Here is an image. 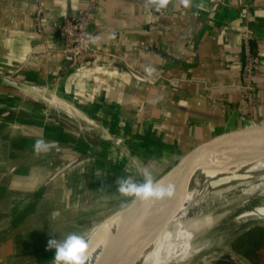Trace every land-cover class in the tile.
I'll list each match as a JSON object with an SVG mask.
<instances>
[{"label": "crops", "instance_id": "1", "mask_svg": "<svg viewBox=\"0 0 264 264\" xmlns=\"http://www.w3.org/2000/svg\"><path fill=\"white\" fill-rule=\"evenodd\" d=\"M90 2L0 0V74L56 84L54 92L0 84V264L52 263L50 239L83 234L79 223L131 199L118 193L117 180L138 178V158L109 137L96 150L50 122L46 106L61 111L45 96L67 100L82 117H100L105 128L111 120L169 164L219 134L264 122V0H191L188 8L170 0L165 14L149 0H95L90 27L101 37L99 53L72 66L57 26ZM38 4L45 9L41 34L33 22ZM247 23L261 59L255 106L240 89ZM148 66L156 69L151 78ZM38 138L55 144L37 154Z\"/></svg>", "mask_w": 264, "mask_h": 264}, {"label": "bare ground", "instance_id": "2", "mask_svg": "<svg viewBox=\"0 0 264 264\" xmlns=\"http://www.w3.org/2000/svg\"><path fill=\"white\" fill-rule=\"evenodd\" d=\"M44 99L49 105L69 116L82 118L93 126L99 127L101 133L106 136L115 133L112 126L109 129L105 128L103 124L94 122L91 119L93 117L88 114H83L82 117L79 110H76L75 106L67 100L55 96H45ZM52 114L54 113L52 112ZM219 162L216 159L209 166H198L189 175L187 172L182 173L181 184L176 196L171 201L161 200L157 201L155 206L144 204L137 208L138 219L136 222H138V226L143 227L139 232L138 244L128 255L129 258L133 257L132 264H194L201 262L211 264L209 260L220 254L222 248L221 233L214 226L216 218H218V214L223 215L226 209L231 210L233 202H230L227 207L225 206L224 210H214L215 213L203 211L201 207L203 203L210 201L214 204L210 209L213 210L216 207V201L223 199L225 195L232 193L235 189L241 190L236 205L248 199L249 196L259 194L261 197L257 203L237 214L234 220L237 222L264 220V158L241 167H239V162H236L223 166L212 173L205 171L208 167L210 168L208 170L213 169V166ZM236 168L239 169V175L237 172L236 177L233 178L230 172ZM218 184L221 185L218 186ZM149 207L153 210L152 213L143 214L142 212ZM197 207H199L198 211H193ZM249 210H252V213L247 215ZM231 221L233 222V218ZM116 225L117 223L110 224L105 229V239L114 234ZM97 226L92 227L89 232L85 233V236L89 238ZM103 246L93 253L89 264L96 261Z\"/></svg>", "mask_w": 264, "mask_h": 264}, {"label": "water", "instance_id": "3", "mask_svg": "<svg viewBox=\"0 0 264 264\" xmlns=\"http://www.w3.org/2000/svg\"><path fill=\"white\" fill-rule=\"evenodd\" d=\"M136 76L145 79L138 74H136ZM0 84L4 87L19 91L47 88L45 85H28L4 74H0ZM55 109L61 111L57 108ZM93 120L94 122L102 123V121ZM108 137L115 143L116 141H120L117 135L114 136V134H109ZM120 142H124V138H122V141ZM261 158H264V122L254 120L253 122H249L248 125L219 134L204 144L184 153L162 174L155 178V180H163L165 183H170L174 186V196L172 198L164 199V201L168 202L177 194L176 192L182 180V173L187 172L189 175L198 166H209V164L216 159L220 162L217 163L216 166H213V169L208 170L210 169L208 167L205 171L212 173L223 166H228L236 162H239V167H241ZM68 166L69 164L65 165L57 172V174L62 172V170L66 169ZM232 172L233 174H237L238 172L239 175L238 168L232 170L230 172L231 175ZM144 204V202L131 198L124 205L115 209L92 225V227L98 226L88 238L91 248V256L96 250L104 245L99 257L92 264H132L133 261L131 260H133V257L129 258L128 255L134 246L138 244L139 232L143 227L138 226V222H136L138 219L136 210L137 208L144 206ZM156 204L157 201L151 203V206H155ZM152 211L151 207H149V209L147 208L142 213L148 214V212L152 213ZM113 223H117V228L110 238L105 239L104 231ZM89 230L86 232H89ZM86 232H84L83 235H86Z\"/></svg>", "mask_w": 264, "mask_h": 264}, {"label": "rangeland", "instance_id": "4", "mask_svg": "<svg viewBox=\"0 0 264 264\" xmlns=\"http://www.w3.org/2000/svg\"><path fill=\"white\" fill-rule=\"evenodd\" d=\"M44 85L46 86V84H44ZM47 88L49 90H51V92H54V90L56 89V84L53 83L52 86H47ZM55 92H57V91H55ZM46 107H47V111H45L44 116H46V118H49L50 122H52V123L56 122L55 123V124H57L56 126L60 127L63 131L68 132L69 135H71L72 137L75 138L74 140L77 139L78 141H81L83 139L84 141H86V143H89L91 145H95L96 150H100L101 148H99L98 145L101 146L104 142H106L108 140V136L101 133L99 128L93 126L92 124L88 123L84 119L79 118V117H77V118L71 117L68 114L63 113V112H60V114H59V113H56L53 109H51L50 106L47 105ZM52 112L54 114H52ZM93 119H95L97 121H102V119L98 116H93ZM104 121H105L104 123L107 125L108 129L111 126L113 127L112 129H114V132H115L114 136L119 134V131L116 130L115 124L111 120H107L105 118ZM119 135L123 136L125 141L120 142V141H122V138L119 137L120 141H117L118 143L116 142V144L118 146H121L122 148L125 147L126 148L125 152L130 154L132 157L138 158V164L137 165H139L138 166L139 172H138V176H137L138 178H135L138 183L143 181L142 173H143V169L146 166L152 170L153 176L155 178L156 175H159L162 171H164V169L167 168L168 165H170L169 163H167L165 161L171 160V158L169 159V157L167 158V156H164L162 158L163 161H162V159H159L160 156L155 158L149 154V151L146 152L147 151L146 149L136 146L134 143V139L131 135L126 134L124 136L123 133H121ZM126 144H127V146H126ZM140 158H141V160H140ZM59 160H61V159H59ZM232 175H233V178L236 177V174H233V172H232ZM216 185H217V183H216ZM219 185H221V184H218V186ZM240 191L241 190L235 189V191L233 190L232 193L225 195L223 197V199H219L218 201H216V203H215L216 207L213 210H210L211 206L214 205L210 201H207L206 203L202 204L201 208H203V211H206V212L210 211L212 213H215V211H217V210H224L225 206L227 207V205L230 204V202H233V206H231L232 207L231 210L226 209V211L223 213V215L218 214V216H217L218 218H216L217 220H216V223L214 226H216L215 227L216 230L219 233H221V236H222L221 237V240H222L221 247L222 248H221L220 254H218L215 258L214 257L211 258L212 260H209L211 264H219V262H221L222 260L223 261L227 260L229 262V264H233V262L235 264H257L256 258H253L252 256H251V258L245 257L243 254H241L240 252L235 250V248L233 247V242L239 234L244 233L245 231H247L248 229L253 228V227H259L261 229H264V220H253V221L248 220V221H241V222H237L234 220V218L237 214H239L242 210L249 208L251 205L257 203L261 197L259 194L255 195V196H251V197L249 196L250 198L248 197V199H246V200L242 201V203H239L236 205L237 199H239ZM115 203H117V204L110 202V204L108 205V207L106 209L102 208V210H99L101 213H96L92 216H89L88 219L86 220V222L84 223V225L82 223H81L82 225H80V223H79L78 224L79 230L84 231V232L88 231L94 223L101 220L104 216H106L107 214L114 211L115 208L120 205L119 201L115 202ZM197 209H199V207H197L193 211H196ZM251 213H252V210L247 211V215H249ZM232 218H233V222L231 221ZM89 219H91V220L89 221ZM48 262L49 261L46 259L45 264H47ZM48 264H53V262L52 263L49 262ZM194 264H206V263L201 262V263H194ZM207 264H209V263H207Z\"/></svg>", "mask_w": 264, "mask_h": 264}, {"label": "built area", "instance_id": "5", "mask_svg": "<svg viewBox=\"0 0 264 264\" xmlns=\"http://www.w3.org/2000/svg\"><path fill=\"white\" fill-rule=\"evenodd\" d=\"M94 2L95 0H91L88 6L82 8L77 13L65 17L57 26V33L65 42L63 51L70 56L72 66H78L86 61L92 60L97 57L99 53L94 44L88 42L90 36L95 37L94 31L90 27ZM151 8L158 14H165L167 12L166 9L156 11L152 5ZM44 10V6L38 4L33 16L35 29L40 34L44 30ZM242 38L244 63L240 89L247 103L251 106H255L258 102V86L256 79L260 76L261 59L259 54H257L252 47L253 35L251 26L248 23L245 26Z\"/></svg>", "mask_w": 264, "mask_h": 264}, {"label": "clouds", "instance_id": "6", "mask_svg": "<svg viewBox=\"0 0 264 264\" xmlns=\"http://www.w3.org/2000/svg\"><path fill=\"white\" fill-rule=\"evenodd\" d=\"M149 3L156 11L166 9L170 0H149ZM183 7L188 8L191 0H181ZM101 39L100 36L89 37L88 42L96 44ZM156 69L152 66L145 68L147 77H153ZM163 100V96L157 98ZM54 146V142L38 138L34 144V151L37 154L48 152ZM143 181L137 182L131 176H122L117 180L118 193L124 197L134 198L135 200L151 204L155 201H161L165 198H172L175 188L170 183L163 180L154 179L153 172L149 167H145L142 173ZM47 248L55 249L53 264H89L91 260V248L88 238L79 233H70L63 240L50 239Z\"/></svg>", "mask_w": 264, "mask_h": 264}, {"label": "trees", "instance_id": "7", "mask_svg": "<svg viewBox=\"0 0 264 264\" xmlns=\"http://www.w3.org/2000/svg\"><path fill=\"white\" fill-rule=\"evenodd\" d=\"M233 247L245 257L256 258L257 264H264V229L253 227L239 234L233 242ZM220 263L229 264L227 260Z\"/></svg>", "mask_w": 264, "mask_h": 264}]
</instances>
